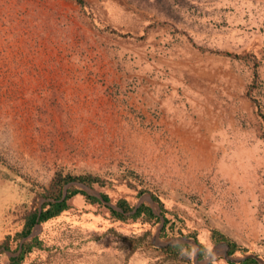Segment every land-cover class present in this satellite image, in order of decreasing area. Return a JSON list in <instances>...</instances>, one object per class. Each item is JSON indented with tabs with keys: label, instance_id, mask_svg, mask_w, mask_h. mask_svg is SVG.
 I'll list each match as a JSON object with an SVG mask.
<instances>
[{
	"label": "rangeland",
	"instance_id": "374dc122",
	"mask_svg": "<svg viewBox=\"0 0 264 264\" xmlns=\"http://www.w3.org/2000/svg\"><path fill=\"white\" fill-rule=\"evenodd\" d=\"M196 4L173 21L152 0H0V245L59 172L135 173L214 252L200 261L191 239L195 264H228L211 229L264 264V0ZM68 185L161 214L119 183ZM69 203L21 241L43 242L22 264H185L157 251L174 240L161 238L164 218L121 222L107 203Z\"/></svg>",
	"mask_w": 264,
	"mask_h": 264
},
{
	"label": "trees",
	"instance_id": "16d2710c",
	"mask_svg": "<svg viewBox=\"0 0 264 264\" xmlns=\"http://www.w3.org/2000/svg\"><path fill=\"white\" fill-rule=\"evenodd\" d=\"M152 1L154 4H156V6L159 7L158 9L161 12L165 13V15L173 21H177V11H179V9L195 7L198 5L196 2H203V0ZM257 106L260 107L259 105ZM257 110L260 117L264 119V111L260 108H257ZM74 182L85 185L91 189L99 186L101 188H108L109 190L113 191L118 190L116 183H119L121 188L125 189L126 191H130V193L133 192L132 196H135L138 199L149 193L151 194L153 201L159 205L161 214L157 215L152 205L148 202L142 203L137 208V203L133 202L131 197H122L117 200L115 203V208L110 205L112 201L111 197L105 192L101 193L100 197H96L90 195L82 188L70 186L67 189V194L65 195L66 186ZM78 195L87 197L88 201L92 204L97 203L103 205L104 203H107L109 205V210L114 216V219L117 221L127 222L129 220H142L144 223L151 224L153 227H158L162 223V218H164L165 222L161 232V238L193 239L200 246V250L198 251L200 261L207 260L212 253L210 248L200 240L197 231L189 234L185 233L182 226L183 224L181 225L182 219H180L177 214L173 217L169 216V210L167 209L162 197L146 186L145 180L138 174L131 173L130 175L119 176L115 179H108L100 173L88 172L86 174L73 175L59 172L54 179L51 190L44 193H36L34 202L31 205L24 204V210L22 213H20V227L13 233L9 232L4 243L0 245V250L5 249V251H11L12 241L18 242V249L16 251L19 252L20 250V253L10 259V264H22L28 254L32 253L35 249H43V242L39 240L38 237L29 239L22 244L21 241L25 238H29L37 225L47 223L68 211L70 209V200ZM40 197L46 199L41 211L35 202ZM153 235L154 231L151 230L146 232L141 238L131 239V241H135L134 247L139 249L145 245H151V238ZM210 239L214 245L226 243L229 247V257L236 258L241 254H250L249 250L243 248L236 240L220 232L219 230L211 229ZM157 251L161 254V256H164L166 259H168V261L195 264L196 250L192 244H168L164 248H157ZM227 262L228 264H260L257 257H249L243 262L238 263L230 260Z\"/></svg>",
	"mask_w": 264,
	"mask_h": 264
},
{
	"label": "water",
	"instance_id": "95a60500",
	"mask_svg": "<svg viewBox=\"0 0 264 264\" xmlns=\"http://www.w3.org/2000/svg\"><path fill=\"white\" fill-rule=\"evenodd\" d=\"M69 186V185H68ZM67 189L68 187L66 188V191H65V195L67 194ZM140 206V204L137 206V208ZM40 211H41V208H40ZM163 227V224L162 226ZM193 241L191 239H187V238H179V239H174L170 242V244H176V243H192ZM169 243V242H168ZM167 243V244H168ZM194 243L198 246V248L200 249V246L194 241ZM228 247V245H227ZM199 257V256H198ZM230 260H234V261H237V260H240V259H233L231 257H229Z\"/></svg>",
	"mask_w": 264,
	"mask_h": 264
},
{
	"label": "crops",
	"instance_id": "0c3cea01",
	"mask_svg": "<svg viewBox=\"0 0 264 264\" xmlns=\"http://www.w3.org/2000/svg\"><path fill=\"white\" fill-rule=\"evenodd\" d=\"M220 244H224V245L227 247V244H226V243H220ZM228 248H229V247H227V251H226V255H227V256H228ZM213 253H214V252L211 253L210 257L213 256ZM198 256H199V254H198ZM228 257H229V256H228ZM249 257H254V256H252V255H247V256H245V257L240 258V260H237V261L230 260V259H229V260L238 263V262H243L244 260H246V259L249 258ZM231 258H233V259H239L238 257H236V258H235V257H231ZM255 258H256V257H255ZM257 259H258V258H257ZM258 260H259V259H258Z\"/></svg>",
	"mask_w": 264,
	"mask_h": 264
}]
</instances>
